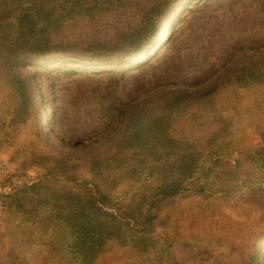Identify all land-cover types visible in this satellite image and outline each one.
<instances>
[{
	"label": "trees",
	"instance_id": "16d2710c",
	"mask_svg": "<svg viewBox=\"0 0 264 264\" xmlns=\"http://www.w3.org/2000/svg\"><path fill=\"white\" fill-rule=\"evenodd\" d=\"M191 1L0 0L2 83L29 105L32 85L17 72L19 63L131 67L152 59L149 53L160 49L168 20L164 42ZM244 71L256 99L241 109V123L206 137L203 152H195L188 133L198 93L181 89L135 113L121 143L107 155L78 162L58 153H33L43 174L0 194V264H99L114 246L158 264H212L206 254L213 248L221 251L218 264H261L257 255L246 261L231 254V247H217L219 237L177 246L157 232L160 209L170 200L209 192L232 202L258 201L264 194V128L259 145L238 147L242 129L264 106V62L250 61ZM5 145L0 142V152ZM157 149L174 156L152 164Z\"/></svg>",
	"mask_w": 264,
	"mask_h": 264
},
{
	"label": "rangeland",
	"instance_id": "374dc122",
	"mask_svg": "<svg viewBox=\"0 0 264 264\" xmlns=\"http://www.w3.org/2000/svg\"><path fill=\"white\" fill-rule=\"evenodd\" d=\"M183 12L170 40L161 38L160 49L149 53L153 58L135 66L69 60L38 66L19 63L17 72L32 85L34 101L29 105L0 78V142L6 143L0 152V194L43 174L33 153H58L78 162L111 153L133 115L163 102L170 91L198 93L196 120L188 132L197 153L215 130L241 123V109L257 97L244 68L250 61L264 62V0H192ZM263 128L264 106L242 129L238 147L259 145ZM173 156L171 150L157 149L151 161L158 164ZM217 195L207 192L168 201L159 212L158 234L177 246L187 239L219 237L217 247H231V254L246 261L257 255L264 264V243L257 244L264 235V194L258 201L245 197L235 202ZM208 252L206 261L212 258V264H218L221 251ZM158 263L121 246L99 262Z\"/></svg>",
	"mask_w": 264,
	"mask_h": 264
},
{
	"label": "bare ground",
	"instance_id": "6f19581e",
	"mask_svg": "<svg viewBox=\"0 0 264 264\" xmlns=\"http://www.w3.org/2000/svg\"><path fill=\"white\" fill-rule=\"evenodd\" d=\"M181 4H182V2H180V3L177 5V9H176V12H175L174 15H176V14L178 13V9L181 7ZM171 19H172V18H170V19L168 20L166 26L164 27L163 32L161 33V35H160V37H159V40H160L161 38H164V37H165V35H166V33H167L168 29H169V26H170V24H171V21H172ZM44 122H45V121H44Z\"/></svg>",
	"mask_w": 264,
	"mask_h": 264
}]
</instances>
